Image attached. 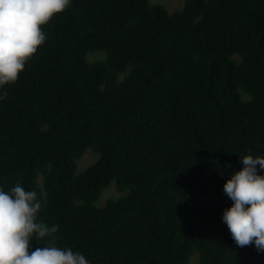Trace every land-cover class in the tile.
I'll use <instances>...</instances> for the list:
<instances>
[{"label":"trees","instance_id":"1","mask_svg":"<svg viewBox=\"0 0 264 264\" xmlns=\"http://www.w3.org/2000/svg\"><path fill=\"white\" fill-rule=\"evenodd\" d=\"M41 28L0 89V186L36 191L52 243L91 264H264L221 219L239 156L264 155V0H71ZM111 182L124 195L95 207Z\"/></svg>","mask_w":264,"mask_h":264},{"label":"clouds","instance_id":"2","mask_svg":"<svg viewBox=\"0 0 264 264\" xmlns=\"http://www.w3.org/2000/svg\"><path fill=\"white\" fill-rule=\"evenodd\" d=\"M70 3L71 0H0V89L17 80L26 61L44 43L41 26ZM5 95L0 92V100ZM239 157L242 167L230 173L222 186L232 203L223 209L221 219L238 247L251 244L262 252L264 155ZM41 204L36 191L25 190L19 182L7 191L0 186V264H91L83 250L52 243L58 225L37 222ZM33 236L50 239L47 245L30 251Z\"/></svg>","mask_w":264,"mask_h":264},{"label":"rangeland","instance_id":"3","mask_svg":"<svg viewBox=\"0 0 264 264\" xmlns=\"http://www.w3.org/2000/svg\"><path fill=\"white\" fill-rule=\"evenodd\" d=\"M150 5H162L169 13L178 11L182 8L184 0H148ZM103 55L99 52H93L88 56L89 61H94L97 59H101ZM120 78V76H119ZM97 155L93 154L90 150H86L81 157L75 161V173H80L84 171V169L96 161ZM41 182V179H39ZM124 195V193H119L115 189V182H111V184L102 189L97 201L93 204L95 207H102L107 200L116 199L120 196ZM190 264H198V256L194 253L189 261Z\"/></svg>","mask_w":264,"mask_h":264}]
</instances>
